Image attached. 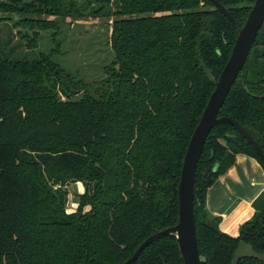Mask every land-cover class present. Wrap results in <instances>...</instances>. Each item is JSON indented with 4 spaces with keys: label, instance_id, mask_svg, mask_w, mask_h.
Wrapping results in <instances>:
<instances>
[{
    "label": "trees",
    "instance_id": "obj_1",
    "mask_svg": "<svg viewBox=\"0 0 264 264\" xmlns=\"http://www.w3.org/2000/svg\"><path fill=\"white\" fill-rule=\"evenodd\" d=\"M217 1L243 27L256 0ZM3 12L19 13L16 25L46 29L67 18L110 19L113 59L96 87L75 76L74 91L48 57H0V264H122L178 223L184 158L215 90L202 64L218 80L238 33L209 0H34L0 3ZM57 73L62 81L53 80ZM262 95L264 25L219 112L255 130L264 152ZM240 154L264 168L234 127L212 130L195 184L202 264H231L241 241L264 253V192L238 237L207 209L208 190ZM70 183L85 187L74 212L67 209ZM133 264L184 261L165 236Z\"/></svg>",
    "mask_w": 264,
    "mask_h": 264
},
{
    "label": "water",
    "instance_id": "obj_2",
    "mask_svg": "<svg viewBox=\"0 0 264 264\" xmlns=\"http://www.w3.org/2000/svg\"><path fill=\"white\" fill-rule=\"evenodd\" d=\"M209 1L214 5L216 10L231 23L233 28L237 31L238 36L231 55L218 80H216L211 70L205 64H202V68L207 78L215 85V90L213 91L190 139L184 158L178 187V223L169 229L150 236L139 246L133 256L122 264L135 263L150 245L165 236H170L176 240L184 264H202L198 249L195 219V184L198 164L205 143L215 127L219 125H230L234 127L253 146L264 166V152L258 144L256 131L253 130L249 133L237 121L231 118L219 117V112L223 107L230 90L236 83L239 74L244 69L258 33L264 25V0L255 1L243 27L238 25L230 12L217 0ZM245 91L251 95L247 87H245ZM257 97L264 99V95ZM242 259H255L264 262V253L256 252L252 245L241 241L231 264H239Z\"/></svg>",
    "mask_w": 264,
    "mask_h": 264
},
{
    "label": "rangeland",
    "instance_id": "obj_3",
    "mask_svg": "<svg viewBox=\"0 0 264 264\" xmlns=\"http://www.w3.org/2000/svg\"><path fill=\"white\" fill-rule=\"evenodd\" d=\"M32 2L34 0H22L15 4L9 0H0L1 4L15 7L26 6ZM34 18L46 20L48 17L43 15ZM20 19L19 13H0V57L5 58L7 54L13 59L31 60L34 57H42L40 59L43 61L48 57L67 77L65 79L68 89L74 91L75 76L92 87H96V84L105 77L104 68L113 59L109 42L112 31L110 19L88 17L75 21L67 18L58 22L57 29H46L44 25H16ZM34 36L35 46H31L34 44L29 45V41ZM41 54L44 57L40 56ZM64 76L58 74L53 80L62 81ZM44 79L46 81L45 76ZM61 92L62 89L59 87L57 93L62 96ZM62 100H67V97L63 95ZM66 190L68 212H74L78 207L79 195L84 193L85 187L83 183H70Z\"/></svg>",
    "mask_w": 264,
    "mask_h": 264
},
{
    "label": "crops",
    "instance_id": "obj_4",
    "mask_svg": "<svg viewBox=\"0 0 264 264\" xmlns=\"http://www.w3.org/2000/svg\"><path fill=\"white\" fill-rule=\"evenodd\" d=\"M263 192L264 168L255 158L240 154L208 190L207 209L221 218L220 229L224 233L238 237L241 225L253 217V203Z\"/></svg>",
    "mask_w": 264,
    "mask_h": 264
}]
</instances>
